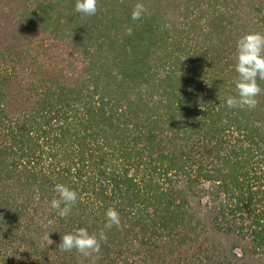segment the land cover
<instances>
[{"label":"trees","instance_id":"1","mask_svg":"<svg viewBox=\"0 0 264 264\" xmlns=\"http://www.w3.org/2000/svg\"><path fill=\"white\" fill-rule=\"evenodd\" d=\"M74 3L0 0V264H264V92L224 103L264 0ZM80 227L99 252L57 248Z\"/></svg>","mask_w":264,"mask_h":264},{"label":"clouds","instance_id":"2","mask_svg":"<svg viewBox=\"0 0 264 264\" xmlns=\"http://www.w3.org/2000/svg\"><path fill=\"white\" fill-rule=\"evenodd\" d=\"M98 0H75L74 12L78 18L94 16L97 13ZM146 14V9L142 2H137L131 12L133 21L140 20ZM131 34V28L127 29ZM236 62L234 71L237 74L234 80L236 95L226 97L224 103L229 109H253L256 107L258 97L264 89H261L257 80H264V34L259 32H248L241 35L236 41ZM53 191L58 194V198H53L50 208L56 214L66 219L71 214L72 208L78 200L76 190L57 183ZM105 229L113 226L119 227L120 218L114 208H109L105 212ZM106 239L103 230L97 235L90 234L87 228L80 227L72 232L61 236L58 249L61 252H70L75 249L84 256H89L92 252H99L100 240ZM19 259V257H17Z\"/></svg>","mask_w":264,"mask_h":264},{"label":"rangeland","instance_id":"3","mask_svg":"<svg viewBox=\"0 0 264 264\" xmlns=\"http://www.w3.org/2000/svg\"><path fill=\"white\" fill-rule=\"evenodd\" d=\"M72 57V55H71V53H69V52H63V53H59V60H61V62H63L64 63V67H65V70H66V68H68L69 70H71L72 68L71 67H74V66H69L68 65V60H65L64 58H66V59H70ZM64 59V60H63ZM77 61V60H76ZM74 62V61H73ZM77 65V64H76Z\"/></svg>","mask_w":264,"mask_h":264}]
</instances>
